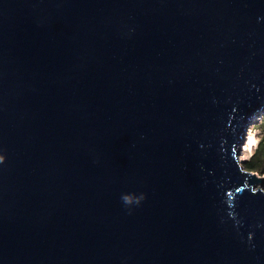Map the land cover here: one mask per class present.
I'll return each instance as SVG.
<instances>
[{
	"label": "water",
	"instance_id": "95a60500",
	"mask_svg": "<svg viewBox=\"0 0 264 264\" xmlns=\"http://www.w3.org/2000/svg\"><path fill=\"white\" fill-rule=\"evenodd\" d=\"M264 0H0V264H264Z\"/></svg>",
	"mask_w": 264,
	"mask_h": 264
},
{
	"label": "trees",
	"instance_id": "16d2710c",
	"mask_svg": "<svg viewBox=\"0 0 264 264\" xmlns=\"http://www.w3.org/2000/svg\"><path fill=\"white\" fill-rule=\"evenodd\" d=\"M259 127L263 129L260 141L252 157L245 161L244 166L247 170L264 173V115L261 117Z\"/></svg>",
	"mask_w": 264,
	"mask_h": 264
},
{
	"label": "rangeland",
	"instance_id": "374dc122",
	"mask_svg": "<svg viewBox=\"0 0 264 264\" xmlns=\"http://www.w3.org/2000/svg\"><path fill=\"white\" fill-rule=\"evenodd\" d=\"M262 116H258L257 118H255V120L249 125V127H248V129H247V133H249V132H252L255 136H256V138H257V143L254 145V147L251 149V151H249L248 153H246V154H243L242 153V151L240 152V155H239V158H240V160L242 161V162H244L245 163V161H247V160H249L251 157H252V155L254 154V152H255V150H256V148H257V145H258V143H259V141H260V138H261V135H262V131H263V129H261L258 125H259V123H261L262 121H261V118ZM246 133V134H247ZM257 172V171H256ZM259 175H261V176H263L264 177V173H260V172H257ZM261 189H263L264 190V183H263V185H260L259 186Z\"/></svg>",
	"mask_w": 264,
	"mask_h": 264
},
{
	"label": "bare ground",
	"instance_id": "6f19581e",
	"mask_svg": "<svg viewBox=\"0 0 264 264\" xmlns=\"http://www.w3.org/2000/svg\"><path fill=\"white\" fill-rule=\"evenodd\" d=\"M256 143H257L256 136L252 132L247 133L241 145L240 152L242 151L243 154L248 153L249 151H251V149L254 147Z\"/></svg>",
	"mask_w": 264,
	"mask_h": 264
}]
</instances>
